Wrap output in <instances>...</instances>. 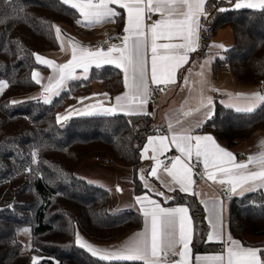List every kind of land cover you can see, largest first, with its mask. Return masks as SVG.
Here are the masks:
<instances>
[{"label":"trees","instance_id":"16d2710c","mask_svg":"<svg viewBox=\"0 0 264 264\" xmlns=\"http://www.w3.org/2000/svg\"><path fill=\"white\" fill-rule=\"evenodd\" d=\"M220 8L225 11H219ZM199 57L212 42L231 31L234 42L227 52H216L214 71L227 64L236 84L264 83V11L232 9L222 0L207 1ZM79 13L59 0H0V80L8 87L0 94V264H143L142 261L105 262L92 257L76 243V233L96 243L115 244L143 226L138 211L111 213L109 192L78 177L80 165L96 158L134 170V191L144 193L137 169L146 139L165 131L148 115L77 116L57 123V115L77 96L96 85L110 92L124 89L123 72L115 67L92 69L87 79L76 80L50 104L36 100L11 103L39 89L31 73L39 67L34 53L59 48L50 26L66 24L84 31ZM122 15L117 16L120 27ZM119 31V30H118ZM223 56L224 59L219 57ZM202 131L227 147L264 132V106L251 114L236 113L217 103ZM38 163H32V152ZM31 167L33 171L26 169ZM172 204L188 206L193 222L194 255L218 253V244L207 242L210 227L195 196L177 194ZM31 229L32 249L24 252L18 230ZM227 230L245 247L264 249V193L253 191L229 201ZM264 258V256H262Z\"/></svg>","mask_w":264,"mask_h":264},{"label":"snow or ice","instance_id":"6c2138e0","mask_svg":"<svg viewBox=\"0 0 264 264\" xmlns=\"http://www.w3.org/2000/svg\"><path fill=\"white\" fill-rule=\"evenodd\" d=\"M6 5H11L12 0H3ZM62 5L69 6L79 13L81 19L76 23L84 27H93L104 22H115L121 13L112 7L118 5L126 10L125 35L120 44H111L105 50L103 47L92 50L72 37H65L57 25L50 27L55 31V40L60 42L62 50L70 51V59L65 63H56L46 59L40 54H33L37 64L51 69L52 75L47 77V84H43V93L35 99H42L44 103H51L52 98L59 96L68 81L77 79V69H82L86 74L92 66L100 68L102 65H115L124 75L126 91L115 97V104L105 107L102 101L95 105L86 106L85 109H76L81 116H114L117 113L126 115H148L146 105L152 94L151 85L175 84L178 70L189 61V54L196 52L200 46V30L204 27L201 18L207 19V0H59ZM235 9H253L264 11V0H236ZM219 11H225L220 8ZM159 15V19L146 24V18L152 19ZM0 20V23H3ZM104 43H108L105 41ZM227 52L224 45H212ZM150 53V57H149ZM224 59L223 56L219 57ZM150 59V68H149ZM210 64L205 60L200 65L201 72L196 73L201 79L197 81L200 89L197 96V105L187 111L183 110L185 118L194 113H202L203 119L193 125L180 127L175 130V125L183 124L182 120L175 123L169 121V135H156L147 138V144L141 152V158L150 157L155 161L149 175L156 177L158 169L164 168L171 181L178 185L179 191L192 193L194 168L202 164L201 179H206L221 186L228 198L233 195L243 196L246 192L264 190V139L257 145L259 151L249 155L246 161L238 162L236 156L221 147L211 135H197L196 128H200L214 113V102L211 96L204 94L207 81L204 69ZM191 73V69H189ZM85 79L87 76L84 77ZM31 79L37 85L45 79L38 71L31 73ZM187 85L189 77L185 76ZM8 87V82L0 80V93ZM161 91L164 89L161 88ZM210 91H220L208 86ZM191 91V90H190ZM107 97V93L103 94ZM227 100H222L224 107L236 113L251 114L264 106V92L260 90L250 93L225 92ZM87 98H81V102ZM11 103H20L13 101ZM187 104L188 102L185 101ZM88 107L91 110H88ZM70 118V113L57 115V123ZM174 145L178 156L170 158L171 164L167 166L159 157ZM32 163H38V152H32ZM195 157V163H190ZM31 172L33 169H26ZM145 180L144 176H141ZM145 187H149L145 180ZM174 190V189H170ZM117 191H122L117 186ZM157 195H163L157 192ZM168 199V198H166ZM140 204L139 211L144 217V229L133 234L120 246L101 248L84 240L76 233L75 243L85 249L92 257L101 261H142L143 264H191L190 244L193 239V223L189 208L162 207L152 200L147 194L135 197ZM201 203L208 213L207 219L212 231L207 233V242H222L227 245L221 254L197 255L196 264H264V249L245 247L240 241L232 238L230 234L225 238L223 232V201L219 198L211 201L202 200ZM22 234H30L29 228L18 230ZM30 249V245L28 246ZM179 257L173 260V257ZM32 264H40V258L33 257Z\"/></svg>","mask_w":264,"mask_h":264},{"label":"crops","instance_id":"0c3cea01","mask_svg":"<svg viewBox=\"0 0 264 264\" xmlns=\"http://www.w3.org/2000/svg\"><path fill=\"white\" fill-rule=\"evenodd\" d=\"M222 1L229 3L232 6V9H235L234 4L236 0H222ZM112 7L116 8V10L120 12L121 13L120 15H122L123 17V22L121 23L120 27L117 23V17L115 18V22H104L103 24L96 25L93 27H84V26L78 25L84 30L82 32L66 24H61V23L57 24V26L61 28L62 34L65 37V47H67V37H72L76 41L81 42L82 45L90 48V46L93 43L101 40L103 37L108 35L110 32L118 31V30L123 31L124 27L126 26V18H127L126 10L120 9L118 5H112ZM204 21H205V18L202 17L201 18L202 25ZM145 23L150 24L147 22V20H145ZM201 31H202V28L200 30V39H201ZM233 42H234V38H233L232 32L229 30L224 31L220 33L219 36L212 42L209 48L210 52L206 54L205 56L199 57L196 54L200 46L196 52L189 54L188 63L178 70L177 82L175 84H171L174 86V89H175L174 92L168 93L161 97V103L163 104L162 114L158 112L156 107H150L149 102L146 105L147 112L152 117L157 118L158 122L161 123L165 128L164 132L156 133L150 136L169 135V130H168L169 121L175 123V121L177 120H182L183 124L175 125V130H179L180 127H187L189 125H193L196 122L203 119L202 113H194L192 116L185 118L183 116V112L181 111V109L183 106V110L187 111L190 108H194L197 105V96H198V91L200 89V84L197 83V81H199L201 78L197 76L196 73L201 72L200 65L203 64L205 60H210V64L207 65L204 69V77L207 81V84L205 85V88H204V94L206 96L212 97L213 102H214V111H215L217 103L222 104L221 103L222 100H227V96L225 95V92L250 93L256 90H260L261 92H264V83L261 85H253V86L240 85L234 82L230 72H225V71L215 72L214 71L213 62L216 56H218V53L221 52L222 50L216 47H212V45H224L225 48L229 49L230 47H232ZM199 43L201 44V41ZM37 54L42 55L46 59L53 60L56 63H65L67 62L68 59L71 58L70 51L62 50L60 46V42H59L58 49L53 50V51H48V52H39ZM149 57H150V53H149ZM108 66L115 67V65H102L100 68L108 67ZM94 68L96 67L92 66L86 74L83 72L82 69H77L78 78L68 81L64 89L61 91V93L69 86L71 82L76 81V80L85 79L84 78L85 76H87L88 78L92 69ZM149 68H150V59H149ZM189 69H191V73H189ZM35 71H38L41 74V76L45 79H43L42 84L39 85L38 91L21 98L20 101L41 100L42 103H44L42 99H35V97L41 96V94L43 93L42 85L48 83L46 78L52 75V72H51V69L41 64H39V67L36 68ZM185 76L189 77V82L187 85L184 83V79H183ZM151 86H155V85H151ZM208 86L215 87L219 89L220 91H215V92L210 91L208 90ZM125 91L126 89L124 87L122 92H119V93L110 92L106 90L104 87L100 85H96L94 87V90L90 92L89 94L77 96L75 100L73 101V103L70 104L65 110L61 111L59 115H65V114L70 113V118L66 120V121H69L73 117L81 116L79 115L77 111H75L76 109H85L86 106L95 105L98 101H102L105 107H110L115 104V97L122 95ZM104 93H107V97L103 95ZM57 97L58 96L53 97L52 101ZM81 98H87V99H84L81 102ZM185 101H187L188 103L186 104ZM45 104H50V103H45ZM88 110H91V108L88 107ZM117 114H123V113H117ZM123 115H126V114H123ZM205 124H203V126ZM202 127L196 128L194 134L211 135L209 133L203 132L201 130ZM214 139L221 147L232 152L236 156V159L238 162H241V161L247 160V158L243 159L242 157L243 155H246L248 157L249 155L255 154L259 151L257 145L261 139H264V132L258 133L253 138L237 145L234 148L227 147V145L224 142L219 141L215 137ZM146 144H147V139L145 141L144 146ZM170 152H173L175 156L180 155V153L176 151L175 146L170 145L169 150L159 157V159L164 161V164L167 166H170V164H166L165 157ZM147 156L149 157L147 159L141 158L142 159L141 163L137 169V176L141 180L142 186L146 190L144 193H141V194H136L134 191V182H133L134 170L132 168H123L117 165H113L112 163H108L107 161L102 160L100 158H96V159L87 160L83 162L78 168L76 173L78 177L86 180L88 183L96 185V186H100L109 192V210L112 213H121V212H126V211L140 212L139 211L140 204H137L135 197L143 196L145 194H147L152 200L159 202L162 207H179V206L188 207L185 204H172V201L175 199V196L177 194L195 196L200 203L202 200L211 201L213 199L219 198L223 201V205H222L223 232L226 238L227 235L229 234L227 230L229 201L225 200V198L222 196L221 191H220V185L215 184L206 179L198 178L196 175H194V179L196 183L193 185V192L197 193V195H194L192 193L181 192L179 191L178 185H175L171 181V177L167 175V172L164 171L163 167L158 169V174L156 177L149 175L151 168L155 165V161L150 158L152 156L151 150H149V152L147 153ZM190 163H193V164L195 163V157H193V160ZM141 176H144L149 187L151 188V191L149 190V188L145 187V180H142ZM117 186H119V188L122 191H117ZM170 189H174V190H170ZM261 191L264 193V190H261ZM157 192H162L163 195H157L156 194ZM246 193H249V192H246ZM234 197H240V195H233L232 198ZM111 199L115 200L114 207H112L111 205ZM201 205L204 209L206 220L208 222V219H207L208 213L205 211L204 205L202 203ZM189 214H190V211H189ZM143 229H144V221H143V226L141 229L132 231L131 233L123 237L118 243L109 244V245L107 244H103V245L93 244V245L101 247V248H113L114 246H120L125 241H127L130 237H132L133 234L140 232ZM210 231H212L211 227H210ZM209 243L218 244L222 248L220 252L211 253V254H221L224 252L225 248L227 247V245L222 242H209ZM190 249H191V253H190L191 264H196V261H195L196 256L194 255V252H193L192 243L190 244ZM201 255H207V254H201ZM172 259L177 260L179 259V257L178 256L173 257Z\"/></svg>","mask_w":264,"mask_h":264},{"label":"built area","instance_id":"2783aa9c","mask_svg":"<svg viewBox=\"0 0 264 264\" xmlns=\"http://www.w3.org/2000/svg\"><path fill=\"white\" fill-rule=\"evenodd\" d=\"M158 18H159V15H153L151 20H148L147 18H146V20H147L148 23H152L154 20H156ZM124 35H125V33L123 31L110 32L108 35L103 37L101 40L93 43L90 46V49L96 50L98 48L103 47L106 50L107 47L109 45H111V44H120L121 43V38ZM105 41H107L108 43H104ZM220 71H223V72L225 71V72H230L231 73V69H230V67L227 64L221 66ZM151 87H152L153 90H152V94H151V97H150V100H149V105H150V107H156L158 112L162 114L163 104L161 103V97L166 95V94H168V93L174 92V90H175L174 86L169 84L167 86L160 85L159 87H157V86H151ZM161 88H163L164 90L161 91L160 90ZM36 102H37V104H42L41 100H37ZM174 156H175V154L173 152H170L169 154H167L166 157H165L166 164H171L170 158L174 157ZM242 157H243V159L247 158L246 155H243ZM194 173H195V175L198 178H201V175L203 173L202 164H199V165L195 166ZM220 191H221L222 196L225 198V200L230 201L232 199V197L228 198V196L225 195V193L221 189V186H220Z\"/></svg>","mask_w":264,"mask_h":264},{"label":"rangeland","instance_id":"374dc122","mask_svg":"<svg viewBox=\"0 0 264 264\" xmlns=\"http://www.w3.org/2000/svg\"><path fill=\"white\" fill-rule=\"evenodd\" d=\"M21 98H23V97H21ZM21 98H15L13 101H20L21 100ZM102 160H104V159H102ZM114 204H115V200L114 199H111V205H112V207H114ZM112 213V212H111ZM30 229V228H29ZM31 230V229H30ZM84 240H86V241H88V242H90V243H92V244H100L101 245V243H96V242H94V241H91V240H88V239H86V238H84V237H82ZM20 240L22 241V243H23V245H24V252L25 253H29L30 251H31V249H32V244H31V240H32V238H31V232H30V234H21L20 235ZM31 246L30 247V249H29V247L28 246ZM33 257H38V258H40V261L42 260V258L39 256V255H34Z\"/></svg>","mask_w":264,"mask_h":264}]
</instances>
